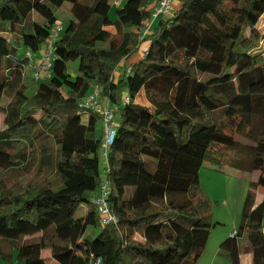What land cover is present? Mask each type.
I'll list each match as a JSON object with an SVG mask.
<instances>
[{
  "label": "trees",
  "instance_id": "obj_1",
  "mask_svg": "<svg viewBox=\"0 0 264 264\" xmlns=\"http://www.w3.org/2000/svg\"><path fill=\"white\" fill-rule=\"evenodd\" d=\"M159 1L126 0L112 21L111 0H0V177L32 159L38 175L55 171V181L26 187L0 180V258L16 252L24 264H47L42 253L50 251L56 264H198L215 226L200 189L208 162L259 174L240 228L218 254L242 264L246 237L252 264H264V200L257 205L255 193L264 188V0H179L180 9L143 38ZM65 4L72 19L54 44L50 75L42 72L30 95L29 60L18 51L44 50ZM147 42L141 60L116 79ZM80 59L76 79L56 69L59 60ZM7 88L13 95L4 107ZM92 89L119 112L104 169L114 225L103 223L91 199L104 182L102 118L80 107ZM143 94L147 105L138 102ZM226 149L246 155L227 163Z\"/></svg>",
  "mask_w": 264,
  "mask_h": 264
},
{
  "label": "rangeland",
  "instance_id": "obj_2",
  "mask_svg": "<svg viewBox=\"0 0 264 264\" xmlns=\"http://www.w3.org/2000/svg\"><path fill=\"white\" fill-rule=\"evenodd\" d=\"M115 1H123L126 0H111V13L110 18L112 21L116 20L115 10L116 7L114 5ZM181 3L178 4V8L173 6V11H178L180 9ZM59 23L66 27L70 20L72 19L71 13V5L65 4L61 9H59L56 13ZM49 28L48 25H45ZM109 31L114 33L113 28H108ZM259 30L264 34V18L259 23ZM27 50L24 47H21L18 51V59L23 60L26 58ZM42 51L38 53H32L33 59L29 61V65L26 70V78L25 83L28 87V94L32 95L36 92L37 86L39 82H41L43 78V74L40 72L39 79H35V69L33 68L34 61L38 58H41ZM83 60L80 59L74 63H68L65 60H59L57 62L56 69L66 68L67 75L66 77L71 79H76V74L79 70L82 69ZM66 66V67H65ZM60 77L65 75H60ZM37 80V81H36ZM94 89L91 90V92ZM13 90L7 88L5 91V96L3 100V106L6 107L12 101ZM84 98L83 100H85ZM138 102L143 105H147L145 94L141 95L138 99ZM117 116H119L118 110H116ZM40 114L36 117L39 118ZM5 115L3 112H0V131L6 129L4 123ZM199 120L208 123L207 118L201 115L198 117ZM103 124L102 122L98 123L96 136L98 138L102 137ZM50 153V152H49ZM225 161L227 163H232V158H240L243 157L245 152H235L232 150H225ZM247 157V156H246ZM105 161L101 159L100 163V172L102 175V180L104 181V169H105ZM44 171L42 174L38 175V172L41 170V166L39 167L37 160H31L30 164L26 167H23L20 170L15 172H6L0 180L5 182L7 188H12L15 186L26 187L29 184H37L41 181H45L51 178L53 181L55 171H51L50 168L43 167ZM259 177L258 173L246 172L240 169H237L231 164L221 165H213L211 163L206 162L201 169L200 173V189L203 195L208 199L211 203V213H212V221L214 223V228L211 231L210 239L205 249L204 254L200 258L198 264H231L229 258L225 256H221L218 253L220 252L221 244L231 236L234 231H237L242 223V214L245 206L246 199L248 197L249 192L251 191L252 183ZM50 179V180H51ZM262 187L258 188L256 193V199H259L263 196ZM96 195H92L91 199L94 200ZM88 209V205L80 207L78 211V216L82 217L86 210ZM141 240L140 238H138ZM240 249L243 254L248 252V240L246 237H242L239 239ZM50 253V251H49ZM50 255V254H49ZM51 256V255H50ZM49 256V257H50ZM17 257V256H16ZM245 259V257H244ZM54 261V260H53Z\"/></svg>",
  "mask_w": 264,
  "mask_h": 264
},
{
  "label": "built area",
  "instance_id": "obj_3",
  "mask_svg": "<svg viewBox=\"0 0 264 264\" xmlns=\"http://www.w3.org/2000/svg\"><path fill=\"white\" fill-rule=\"evenodd\" d=\"M177 0H160L157 8L155 9L152 19L147 23L143 31L141 32L143 38H146L151 35L153 26L156 21L160 18H169L171 17L173 12V6ZM123 1H115V6H120ZM64 30V26L60 23H57L52 31L50 32V36L45 43V49L42 52L41 58H38L34 61V69L36 71L35 77L39 79L40 72L47 73L49 76V72L52 70L53 63L55 61L54 55V44L59 39L60 35ZM26 58L29 61H32L33 56L31 52H27ZM131 68H127V72L130 73ZM125 102L128 103L129 99H125ZM80 107L83 110H92L96 114L100 115L102 118L103 124V140L101 145V159L105 161L107 165L108 156L111 147L113 146L117 134V118H116V110L110 106V104H105L101 98L100 92L97 89H94L90 95L86 97L85 100H82L80 103ZM108 184L106 181L102 183L99 188V192L93 200V204L97 209L103 223L105 225H114L117 223L116 217L110 210L109 202H108ZM236 233L233 234V236ZM99 264V263H97Z\"/></svg>",
  "mask_w": 264,
  "mask_h": 264
},
{
  "label": "crops",
  "instance_id": "obj_4",
  "mask_svg": "<svg viewBox=\"0 0 264 264\" xmlns=\"http://www.w3.org/2000/svg\"><path fill=\"white\" fill-rule=\"evenodd\" d=\"M179 3H180L179 0H177V1L175 2V7H177ZM177 8H178V7H177ZM173 12L175 13L176 11H173ZM148 47H149V43H148V42H147V43H142V44L140 45V47H139L138 52H137L133 57H131L129 60L123 62V63L120 65L119 69L115 72V78L118 79V77L120 76V74H121V72H122L123 70H125L126 68H128V66H131V65L137 63L139 60H141L144 51H145ZM254 182H256V180H255ZM259 188H260V187H259ZM261 190L263 191V196L260 197L259 199H256V204H257V205H259V204L264 200V188H261ZM234 232H235V231H234ZM40 236H41V235L38 234V235H35V236L32 237V238H38V237H40ZM229 237H231V236H229ZM241 252H242V251H241ZM49 254H50L49 251H44V252L42 253L43 258L46 259V261H47V264H56V262L53 261L51 257H49V256H50ZM16 256H17V253L14 252L13 259H12L11 261L4 260V259L0 258V264H24V262L19 261L18 258H17ZM244 257H245V259H244ZM241 260H242V264H252V255L250 254L249 250H248V252H246V254H243V253H242V255H241Z\"/></svg>",
  "mask_w": 264,
  "mask_h": 264
}]
</instances>
